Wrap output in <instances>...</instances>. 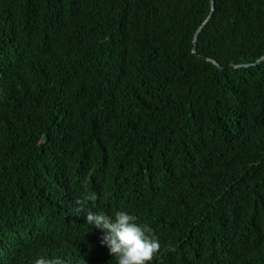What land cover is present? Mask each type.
<instances>
[{"label":"trees","instance_id":"trees-1","mask_svg":"<svg viewBox=\"0 0 264 264\" xmlns=\"http://www.w3.org/2000/svg\"><path fill=\"white\" fill-rule=\"evenodd\" d=\"M0 0V264H264V0ZM95 192L93 206L86 198ZM84 202L76 211L75 200Z\"/></svg>","mask_w":264,"mask_h":264},{"label":"clouds","instance_id":"clouds-1","mask_svg":"<svg viewBox=\"0 0 264 264\" xmlns=\"http://www.w3.org/2000/svg\"><path fill=\"white\" fill-rule=\"evenodd\" d=\"M93 206L98 196L95 192L86 198ZM76 211L84 212L82 200H75ZM137 217L127 211H116L111 215L105 211H86V223L102 230L100 243L106 245L117 264H147L159 253L160 243L154 230L147 224L136 222ZM33 264H71L69 259L46 258L36 259Z\"/></svg>","mask_w":264,"mask_h":264},{"label":"water","instance_id":"water-1","mask_svg":"<svg viewBox=\"0 0 264 264\" xmlns=\"http://www.w3.org/2000/svg\"><path fill=\"white\" fill-rule=\"evenodd\" d=\"M214 10H215V0H211V11H210V14L207 17V19L202 23V25L197 29V31L195 33V37H194V48H193V52L194 53H197V51H196V41H197V37H198L199 33L201 32L202 28L204 27V25L212 17V15L214 13ZM197 55L199 57H201V58H204L206 60L212 61L213 63H215L216 65H218L219 68H221L222 70H225V69H234V68L243 67V66L249 67L251 65H256V64L264 63V55L262 57H260L258 60H256L255 62H253V63H247V64H229V65H226V66L220 64L216 59L211 58L209 56H203V55H200V54H197Z\"/></svg>","mask_w":264,"mask_h":264}]
</instances>
